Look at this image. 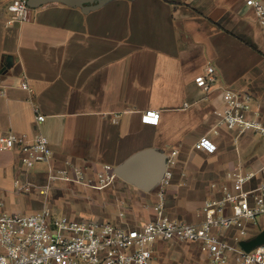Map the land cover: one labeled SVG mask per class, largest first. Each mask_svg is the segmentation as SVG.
I'll return each instance as SVG.
<instances>
[{
  "label": "crops",
  "instance_id": "1",
  "mask_svg": "<svg viewBox=\"0 0 264 264\" xmlns=\"http://www.w3.org/2000/svg\"><path fill=\"white\" fill-rule=\"evenodd\" d=\"M9 1L0 0V213L49 207L139 227L155 217L158 185L52 182L49 169L71 160L95 176L147 148L178 150L166 209L191 223L203 220L228 171L252 173L248 185L264 181V136L229 130L220 116L231 88L249 93V115L264 120V24L246 0H110L86 12L56 1L12 23ZM209 65L217 80L206 89ZM147 111L160 113L158 123L142 120ZM11 132L47 135L52 159L25 167L18 146L2 148ZM202 137L217 149L196 148ZM192 245L205 264L191 242H160L157 258L178 264Z\"/></svg>",
  "mask_w": 264,
  "mask_h": 264
},
{
  "label": "built area",
  "instance_id": "2",
  "mask_svg": "<svg viewBox=\"0 0 264 264\" xmlns=\"http://www.w3.org/2000/svg\"><path fill=\"white\" fill-rule=\"evenodd\" d=\"M258 20L264 24V0H246ZM9 23L29 21L33 8L28 0H10ZM217 80L216 68L209 65L202 77L203 87L210 89ZM24 88H29L27 81ZM225 106L221 123L237 133L253 131L264 136V120L250 116L252 96L231 88L223 90ZM37 119L44 115L39 113ZM159 112L147 111L142 120L156 124ZM217 131V130H216ZM3 149L15 146L21 151L25 167L49 162L53 157L50 139L39 134L33 139L11 132L1 137ZM196 148L214 152L215 143L202 137ZM173 150L168 167L157 187L158 199L153 205L155 217L139 227H127L110 221L92 218H73L55 214L45 207L30 213H0V264H170L157 257V244L163 241L191 242L198 245L205 264H264V243L246 251L240 241L249 239L264 228V181L248 185L252 173L238 169L228 171L226 182L217 194L206 199L204 218L199 223L171 216L166 209V197L174 172ZM50 181L74 182L85 186L103 187L118 175L105 164L95 176L85 167L67 160L63 167L49 169ZM28 188V186L26 187ZM2 203L0 202V205Z\"/></svg>",
  "mask_w": 264,
  "mask_h": 264
},
{
  "label": "water",
  "instance_id": "3",
  "mask_svg": "<svg viewBox=\"0 0 264 264\" xmlns=\"http://www.w3.org/2000/svg\"><path fill=\"white\" fill-rule=\"evenodd\" d=\"M63 2L73 7H80L84 12L97 9L110 0H28L32 8L39 7L44 3ZM168 167V155L166 152L147 148L143 149L115 168L118 177L145 191L156 187L164 176ZM264 243V228L249 239L240 241V245L251 251L259 244Z\"/></svg>",
  "mask_w": 264,
  "mask_h": 264
},
{
  "label": "rangeland",
  "instance_id": "4",
  "mask_svg": "<svg viewBox=\"0 0 264 264\" xmlns=\"http://www.w3.org/2000/svg\"><path fill=\"white\" fill-rule=\"evenodd\" d=\"M256 234H254V235H256ZM192 247H193V245H192ZM192 247H186V246L183 247V249L186 250L187 253L189 252L188 253L189 256H187V257L183 256L182 258L178 259L179 260L178 264H204L201 260L198 259L197 253H193L194 247L193 248ZM194 252H196V250ZM161 259H162V262L164 260L167 261V259L165 257H161Z\"/></svg>",
  "mask_w": 264,
  "mask_h": 264
}]
</instances>
